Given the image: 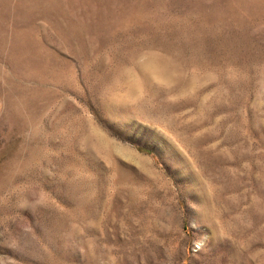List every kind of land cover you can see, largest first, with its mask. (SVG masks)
Returning <instances> with one entry per match:
<instances>
[{
	"label": "rangeland",
	"instance_id": "obj_1",
	"mask_svg": "<svg viewBox=\"0 0 264 264\" xmlns=\"http://www.w3.org/2000/svg\"><path fill=\"white\" fill-rule=\"evenodd\" d=\"M0 264H264V0H0Z\"/></svg>",
	"mask_w": 264,
	"mask_h": 264
}]
</instances>
